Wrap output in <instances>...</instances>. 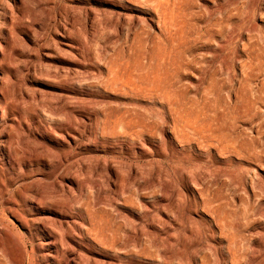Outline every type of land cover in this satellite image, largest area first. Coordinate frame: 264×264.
Masks as SVG:
<instances>
[{"label": "rangeland", "instance_id": "374dc122", "mask_svg": "<svg viewBox=\"0 0 264 264\" xmlns=\"http://www.w3.org/2000/svg\"><path fill=\"white\" fill-rule=\"evenodd\" d=\"M37 1L0 0V264H264V0H187L169 90L155 4Z\"/></svg>", "mask_w": 264, "mask_h": 264}, {"label": "bare ground", "instance_id": "6f19581e", "mask_svg": "<svg viewBox=\"0 0 264 264\" xmlns=\"http://www.w3.org/2000/svg\"><path fill=\"white\" fill-rule=\"evenodd\" d=\"M127 1L133 2L134 4H136L137 6H139L141 8H144V6H152L153 4H155L154 8L156 10V13L158 14L159 18L162 17L161 19H162L163 24H164V29H163V25H162L160 27V30H161V32L165 33V39L171 44V48H172L169 55L166 56L167 57L166 62L160 66L159 70H162L164 88L166 90L174 88L177 85V79L175 78V75L177 73H179L178 71L184 65V62L182 60V55H180V52H181L180 47L183 46L187 42V38L189 35L196 32V30L193 29L192 26H190V23L188 20V17H191L194 15V12H193L190 4L188 3L187 0H174L173 2H170V0H127ZM35 3H36V6L40 10L50 11L52 8V6H50L48 3H44L43 1H40V0H38ZM156 5H157V7H156ZM28 17H29L28 20L31 22H35L36 19H38V17L36 15H33V14L28 15ZM53 18H54L53 15H51V13L47 12V14L45 16V21L49 22ZM9 19H12V21L14 23V20H15L14 16L10 15ZM24 19H25V15H22L19 18V20H20L19 23L22 22L24 25V23L26 22V21H24ZM135 21L140 23L141 26H147L148 25L147 24V18H145V16L139 15V16L134 18V22ZM27 27L31 29V24H28ZM6 29H8V28H6ZM10 33H11V30L8 29L7 34L10 35ZM1 41L6 42L5 37H3L2 35H1ZM1 41H0V48L2 47V44H3V42H1ZM150 41H152V37H151V34L149 31L143 29V30H136L134 32L130 47L136 53L135 54V60L138 63L141 62L142 58L144 57L145 51L147 49L146 48L147 44ZM173 50L176 53L172 56L171 53ZM0 115H1V107H0ZM55 188H56V190L63 191L65 188H67V185L65 183H61V184L57 185ZM66 217L67 216L58 217L56 219V221L58 222L59 227L63 228L66 225L70 228V230H72V228L70 227V224L72 222L70 221L69 218H66ZM74 235L77 236L76 233H74ZM78 236H80V235H78ZM55 238L56 239L60 238L59 241L61 242V244L64 242V239H62L61 236L60 237L58 236V238L57 237H55ZM49 243H52V241H50ZM63 245H64V243L62 244V246ZM67 245H68L67 247L70 250L74 251V246L72 244H69L67 242ZM55 250H56V251H54V252H56L55 254H60L62 252L60 247H57ZM45 255L53 257L54 254H53V251H49L48 253L46 252ZM77 255H78V253H76L74 251L70 255V259H69L68 264H72L73 262H75L77 264L78 263V256ZM202 258H204V257H202Z\"/></svg>", "mask_w": 264, "mask_h": 264}]
</instances>
